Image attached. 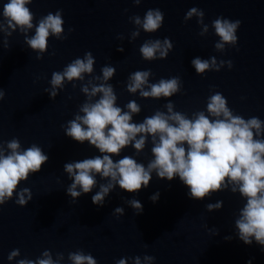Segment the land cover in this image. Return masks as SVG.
Instances as JSON below:
<instances>
[{
    "label": "water",
    "instance_id": "1",
    "mask_svg": "<svg viewBox=\"0 0 264 264\" xmlns=\"http://www.w3.org/2000/svg\"><path fill=\"white\" fill-rule=\"evenodd\" d=\"M4 2L7 0H0V12ZM27 6L34 14V24L49 12L62 10L67 38L49 37L47 51L38 60L19 30L7 37L8 48L3 47L0 33V86L5 91L0 102V134L4 141L18 138L22 148L35 143L49 156L40 172L18 185L17 191L27 187L32 193L27 205L15 204L14 195L0 206V264H16L23 257L34 260L45 249L51 251L54 259L57 252L64 253L62 264H70L67 254L77 249L90 253L97 264H115L121 257L145 254L156 258L153 264H247L249 260L251 264H264L260 246L255 242L245 245L235 237L234 221L246 202L238 192L226 189L203 200H193L178 177L168 181L153 173L147 188L131 193L117 186L103 206L91 202L98 186L73 202L65 191L71 181L63 171V164L99 153L87 142L80 144L65 136L61 125L74 117L86 97L79 90V81L75 89L66 83L54 99L44 91L50 88L53 71L62 70L90 51L95 57V75L101 74L105 64L116 69L108 81L117 95L116 104L123 107L135 100L141 106L133 122H141L157 109L166 111L163 105L168 100L173 102L175 111L190 118L193 112L205 110L207 97L217 91L226 97L234 114L264 120V0H141L139 5L132 0H32ZM192 7L204 11L203 20L209 30L203 36L199 35L201 25L195 16L184 20ZM150 8L163 12L162 26L151 33L141 29L139 36L130 42L136 26L129 17L143 18ZM218 16L241 21L236 31L237 44L225 45L224 52L214 48L219 37L211 21ZM69 28L73 31L69 32ZM33 34L34 29L27 33ZM118 34L123 35V40L117 39ZM165 37L173 44L165 59L141 58L139 47L145 40ZM118 46L124 51H117ZM197 56L231 60L232 68L225 65L219 71L198 75L190 63ZM148 69L153 73L149 78L152 83L179 76L181 91L160 99L128 93V75ZM151 147L149 138L138 155L128 146L112 158L129 155L146 166L152 158ZM97 180L98 184L105 182L99 176ZM156 192L159 198L153 202L149 197ZM132 198L141 202L142 213L135 214L126 203ZM217 200L222 201V207L207 211L205 205ZM118 206L124 208L119 217L113 214ZM226 236L233 238L225 240ZM17 248L20 256L8 261V253Z\"/></svg>",
    "mask_w": 264,
    "mask_h": 264
},
{
    "label": "clouds",
    "instance_id": "2",
    "mask_svg": "<svg viewBox=\"0 0 264 264\" xmlns=\"http://www.w3.org/2000/svg\"><path fill=\"white\" fill-rule=\"evenodd\" d=\"M32 0H7L2 4L0 12V33L3 34V47L8 48L7 37L13 31L24 34L26 45L36 52V59H41L47 51L48 38L66 39L62 10L55 14L49 12L34 24V14L27 5ZM139 5L141 0H132ZM127 11V9H125ZM193 16L201 25L199 35H205L209 25L204 23V11L196 7L190 8L184 16L187 21ZM164 14L156 9H148L143 18L139 15L129 17L136 27L131 32V42L144 32H155L163 24ZM240 20H230L218 16L211 21V27L219 40L214 44L218 52H224L225 45L237 44L236 31ZM34 34L29 36L30 30ZM73 31L72 28L68 29ZM118 34L117 39L123 40ZM173 48L171 40H145L139 47L143 60L152 61L165 59ZM117 51L123 52L122 46ZM54 54V53H53ZM195 73L203 75L207 71H219L227 65L232 68V61H217L215 56L202 59L199 56L191 60ZM95 57L86 51L82 58L77 57L60 71H53L49 80L50 88H45L50 99H54L58 90L66 83L73 89L80 82L79 90L86 99L78 106L74 117L62 124L65 136L77 143H88L99 155L90 158L65 162L63 171L71 183L65 189L66 194L75 202L82 194L98 191L91 196V202L103 206L105 198L117 186L122 191L131 193L147 188L155 173L158 179L171 181L179 178L188 188L187 196L193 200H203L213 193L229 190L239 193L246 202L238 210L234 221L235 237L245 245L253 242L264 252V120L256 116L243 118L234 114L228 107L226 97L220 92H213L207 97L206 109L195 111L191 117L186 113L175 111L171 100L163 105L166 111L157 109L152 115L146 116L141 122H133V116L140 113L141 106L135 101H128L123 107L116 104L117 95L113 85L108 81L114 76L116 69L105 64L100 75H95ZM151 69L137 70L130 73L126 81V91L130 94L138 92L141 98H169L181 91L182 81L179 76L160 78L150 82ZM86 76L88 77L86 79ZM5 91L0 86V102L4 100ZM151 140L152 158L144 163L138 162L133 156H119L122 150L131 146L138 155ZM49 156L40 146L33 143L22 148L18 138L8 141L0 134V206H3L15 195V204L23 207L32 199L29 188L17 191L22 181L41 171ZM97 176L105 181L98 184ZM159 192L153 193L149 199L156 202ZM126 203L135 210V214L143 211V205L135 198L127 199ZM222 201L205 205L207 211L219 210ZM2 210V209H0ZM113 214L117 217L124 214L123 207H116ZM218 234V232H217ZM232 236L224 237L231 240ZM146 246V245H145ZM20 256V250L13 249L8 253L7 260L12 261ZM64 253L57 252L55 259L50 250L45 249L34 260L23 257L16 264H62ZM156 258L151 255L121 257L115 264H153ZM70 264H97L90 253L82 249L67 254ZM247 264H251L249 260Z\"/></svg>",
    "mask_w": 264,
    "mask_h": 264
}]
</instances>
